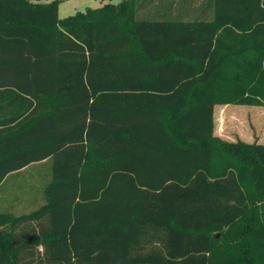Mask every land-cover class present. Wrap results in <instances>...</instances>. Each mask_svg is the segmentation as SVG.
Returning a JSON list of instances; mask_svg holds the SVG:
<instances>
[{
  "label": "trees",
  "instance_id": "trees-1",
  "mask_svg": "<svg viewBox=\"0 0 264 264\" xmlns=\"http://www.w3.org/2000/svg\"><path fill=\"white\" fill-rule=\"evenodd\" d=\"M167 2L126 28L0 0V186L52 176L38 210L0 212V264H264V144L215 121L264 107V0Z\"/></svg>",
  "mask_w": 264,
  "mask_h": 264
},
{
  "label": "rangeland",
  "instance_id": "rangeland-1",
  "mask_svg": "<svg viewBox=\"0 0 264 264\" xmlns=\"http://www.w3.org/2000/svg\"><path fill=\"white\" fill-rule=\"evenodd\" d=\"M35 4H46L58 1L59 18L83 15L90 18L91 11L107 5H113L108 13L115 18L124 20L126 28L134 20L132 13L135 0H31ZM172 0H169V2ZM176 9L179 0H174ZM198 1V0H196ZM167 2V3H169ZM173 9H167L170 12ZM166 12V13H167ZM169 15V13H168ZM90 16V17H89ZM121 20V21H122ZM237 71L229 66L225 78L231 81ZM169 117L166 119L168 121ZM216 135L227 141L243 140L247 143L254 141L264 144V107L254 106H223L215 108ZM51 163L45 162L30 166L21 173L12 175L0 188V212H11L15 216L28 214L38 210L45 202L44 189L50 182ZM245 226L241 232L248 233ZM221 232L214 233L216 238Z\"/></svg>",
  "mask_w": 264,
  "mask_h": 264
},
{
  "label": "crops",
  "instance_id": "crops-1",
  "mask_svg": "<svg viewBox=\"0 0 264 264\" xmlns=\"http://www.w3.org/2000/svg\"><path fill=\"white\" fill-rule=\"evenodd\" d=\"M25 170H26V169H25ZM23 171H24V170H23ZM23 171H22V172H23ZM19 173H21V172H19ZM17 174H18V173H17ZM12 175H14V174H12ZM12 175L8 176V177L5 179V181L3 182V184H4V183H5V182H6V181H7ZM3 184H2V185H3ZM2 185L0 186V188L2 187Z\"/></svg>",
  "mask_w": 264,
  "mask_h": 264
}]
</instances>
